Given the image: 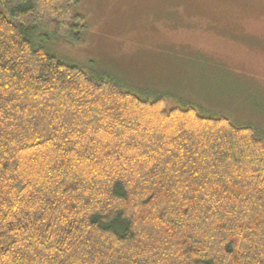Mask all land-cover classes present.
<instances>
[{
    "label": "trees",
    "instance_id": "1",
    "mask_svg": "<svg viewBox=\"0 0 264 264\" xmlns=\"http://www.w3.org/2000/svg\"><path fill=\"white\" fill-rule=\"evenodd\" d=\"M79 9L0 0V264H264V135L39 43Z\"/></svg>",
    "mask_w": 264,
    "mask_h": 264
},
{
    "label": "rangeland",
    "instance_id": "2",
    "mask_svg": "<svg viewBox=\"0 0 264 264\" xmlns=\"http://www.w3.org/2000/svg\"><path fill=\"white\" fill-rule=\"evenodd\" d=\"M79 11L80 43H39L143 98L172 97L264 135V0H80Z\"/></svg>",
    "mask_w": 264,
    "mask_h": 264
}]
</instances>
